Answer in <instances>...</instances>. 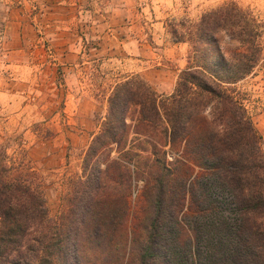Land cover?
<instances>
[{
  "label": "trees",
  "instance_id": "obj_1",
  "mask_svg": "<svg viewBox=\"0 0 264 264\" xmlns=\"http://www.w3.org/2000/svg\"><path fill=\"white\" fill-rule=\"evenodd\" d=\"M171 35L191 48L173 93L116 80L58 216L0 147V264H264L263 139L230 90L263 54L261 26L230 3Z\"/></svg>",
  "mask_w": 264,
  "mask_h": 264
},
{
  "label": "rangeland",
  "instance_id": "obj_2",
  "mask_svg": "<svg viewBox=\"0 0 264 264\" xmlns=\"http://www.w3.org/2000/svg\"><path fill=\"white\" fill-rule=\"evenodd\" d=\"M11 1L8 6L14 7ZM26 1L32 5L27 17L43 20L39 1ZM99 1L111 8V0ZM230 3L251 14L261 26L263 54L254 71L230 90L262 136L264 151V0H134L130 13L115 14L113 28L84 30L88 41L79 58L71 59L63 58V47L58 45L57 50L56 44L74 43L79 30L43 26L25 31L24 36L22 30L4 27L5 12L0 10V147L16 163L38 174L53 217L61 212L71 182L81 174L83 155L100 130L116 80L135 75L159 96L172 94L188 65L191 48L188 43L174 42L171 27L195 24L203 14ZM219 40L228 54L239 48L228 35ZM130 42L141 44L142 50L133 53V47H123ZM137 52L142 55L138 57ZM141 192L142 182L132 195L135 212L143 203Z\"/></svg>",
  "mask_w": 264,
  "mask_h": 264
},
{
  "label": "crops",
  "instance_id": "obj_3",
  "mask_svg": "<svg viewBox=\"0 0 264 264\" xmlns=\"http://www.w3.org/2000/svg\"><path fill=\"white\" fill-rule=\"evenodd\" d=\"M0 1V10L5 12L3 18L5 23L4 27L22 30L24 36L25 31H30L32 29L35 31V29L42 28L43 26L49 28L52 27L55 29L79 30L77 33L79 39L76 38L74 43L62 41L56 44L57 50L58 45L63 47L60 53L65 59L68 57L69 59H71V57L79 58V56L82 54V49L85 46V42L88 41L87 32L84 30H93L95 32V30L113 28V23L117 22V19H115V14H118L119 16L120 12L130 13L132 10L130 7L134 6V0H111V4L109 6L111 7L110 9H107L104 3L99 0H38V8L40 13H42L39 16H42L44 19L41 20L38 19V17H34L32 19V16L29 15L28 17H30V20H28L26 13L27 10L32 8V5H29L26 0H10L12 4L14 3V7L8 6V0ZM8 13H10V17H8ZM128 17L129 16H125V18ZM0 19H2L1 13ZM126 22L129 24V20L125 21L123 19V23ZM94 37L99 40L102 39L99 35H95ZM112 39L116 38L113 36ZM98 45L103 47L102 43H98ZM123 45L124 48L133 47V50H131L133 53H136V49L138 51L142 50V45L135 42H130L129 44ZM93 50L101 52L103 48L101 51L95 48ZM74 53H76V55H74ZM136 55L140 57L142 54L137 52ZM0 61H2L1 58ZM137 61H139L138 58ZM70 66L73 65L70 64Z\"/></svg>",
  "mask_w": 264,
  "mask_h": 264
}]
</instances>
